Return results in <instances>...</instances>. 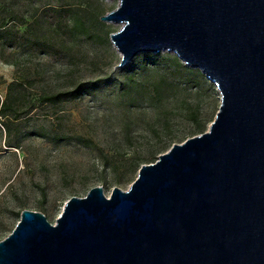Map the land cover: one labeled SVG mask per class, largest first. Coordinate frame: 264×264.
<instances>
[{
	"label": "water",
	"instance_id": "water-1",
	"mask_svg": "<svg viewBox=\"0 0 264 264\" xmlns=\"http://www.w3.org/2000/svg\"><path fill=\"white\" fill-rule=\"evenodd\" d=\"M124 67L174 53L220 93L207 131L144 163L127 190L25 209L0 264H264V0H118L100 17Z\"/></svg>",
	"mask_w": 264,
	"mask_h": 264
},
{
	"label": "rangeland",
	"instance_id": "rangeland-1",
	"mask_svg": "<svg viewBox=\"0 0 264 264\" xmlns=\"http://www.w3.org/2000/svg\"><path fill=\"white\" fill-rule=\"evenodd\" d=\"M117 5L0 0V107L12 82L13 95H25L15 112L0 111V240L25 209L54 224L72 196L95 186L106 196L127 190L142 164L207 131L215 117L218 89L174 53H140L118 67L109 35L121 24L100 18ZM74 14L86 33H74ZM73 89L56 103L39 101Z\"/></svg>",
	"mask_w": 264,
	"mask_h": 264
},
{
	"label": "trees",
	"instance_id": "trees-1",
	"mask_svg": "<svg viewBox=\"0 0 264 264\" xmlns=\"http://www.w3.org/2000/svg\"><path fill=\"white\" fill-rule=\"evenodd\" d=\"M73 17H74L73 18V31H74V33H77V34L86 33L88 30V27L86 26L85 22L76 14H74ZM5 26H6V24H1L0 30L2 28H4ZM15 85H16V83L12 82L8 86V92H7L6 99L2 102L1 107H0L1 108L0 111H1L2 115L6 114V112L8 110L15 112L17 110V101L25 98L24 94L13 95V87ZM76 94H77L76 89L75 90L73 89L71 91L68 90V91L58 92V93L43 94L39 98V101L41 103H46V102L56 103L60 99L72 97V96H75ZM191 116H192V119L197 118L194 113H192ZM154 150H156V149H154ZM19 215H20V213H19Z\"/></svg>",
	"mask_w": 264,
	"mask_h": 264
}]
</instances>
